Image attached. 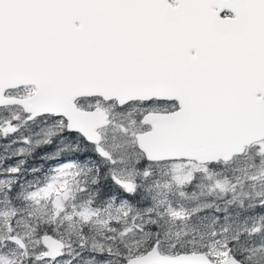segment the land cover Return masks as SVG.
I'll list each match as a JSON object with an SVG mask.
<instances>
[{"label":"snow or ice","instance_id":"obj_1","mask_svg":"<svg viewBox=\"0 0 264 264\" xmlns=\"http://www.w3.org/2000/svg\"><path fill=\"white\" fill-rule=\"evenodd\" d=\"M0 264H264V0H0Z\"/></svg>","mask_w":264,"mask_h":264},{"label":"rangeland","instance_id":"obj_2","mask_svg":"<svg viewBox=\"0 0 264 264\" xmlns=\"http://www.w3.org/2000/svg\"><path fill=\"white\" fill-rule=\"evenodd\" d=\"M34 163H37V164H39L40 163V161H33ZM232 211H233V213H235V212H237V211H239V209H237V208H235V207H233V209H232ZM242 215H243V213H242Z\"/></svg>","mask_w":264,"mask_h":264},{"label":"trees","instance_id":"obj_3","mask_svg":"<svg viewBox=\"0 0 264 264\" xmlns=\"http://www.w3.org/2000/svg\"><path fill=\"white\" fill-rule=\"evenodd\" d=\"M36 161H39V160L37 159V160H35V162H36Z\"/></svg>","mask_w":264,"mask_h":264}]
</instances>
